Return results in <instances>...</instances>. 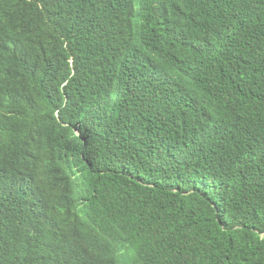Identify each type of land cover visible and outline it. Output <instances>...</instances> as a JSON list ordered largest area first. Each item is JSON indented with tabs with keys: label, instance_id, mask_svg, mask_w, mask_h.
I'll list each match as a JSON object with an SVG mask.
<instances>
[{
	"label": "trees",
	"instance_id": "obj_1",
	"mask_svg": "<svg viewBox=\"0 0 264 264\" xmlns=\"http://www.w3.org/2000/svg\"><path fill=\"white\" fill-rule=\"evenodd\" d=\"M0 264H264V0H0Z\"/></svg>",
	"mask_w": 264,
	"mask_h": 264
},
{
	"label": "clouds",
	"instance_id": "obj_2",
	"mask_svg": "<svg viewBox=\"0 0 264 264\" xmlns=\"http://www.w3.org/2000/svg\"><path fill=\"white\" fill-rule=\"evenodd\" d=\"M150 7V9H153L154 11H158V8L160 7V4L159 3H157L155 6H149ZM146 9H147V7H146ZM164 11H166V7H164ZM147 12L149 13V11H148V9H147ZM149 14H151V13H149ZM143 33L142 32H136V36H137V38H139L140 37V35H142ZM101 92V90H98V91H96L95 93H93L92 94V102H95L94 100H93V97H98V94Z\"/></svg>",
	"mask_w": 264,
	"mask_h": 264
},
{
	"label": "bare ground",
	"instance_id": "obj_3",
	"mask_svg": "<svg viewBox=\"0 0 264 264\" xmlns=\"http://www.w3.org/2000/svg\"><path fill=\"white\" fill-rule=\"evenodd\" d=\"M88 53V52H87ZM69 108V107H68ZM70 108H71V106H70Z\"/></svg>",
	"mask_w": 264,
	"mask_h": 264
}]
</instances>
